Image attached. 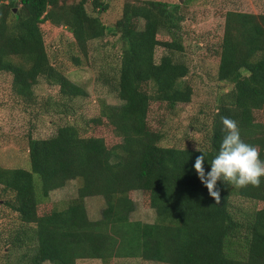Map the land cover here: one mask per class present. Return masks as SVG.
I'll list each match as a JSON object with an SVG mask.
<instances>
[{
  "label": "trees",
  "instance_id": "trees-1",
  "mask_svg": "<svg viewBox=\"0 0 264 264\" xmlns=\"http://www.w3.org/2000/svg\"><path fill=\"white\" fill-rule=\"evenodd\" d=\"M86 4L95 15L85 11ZM178 9L158 0L124 1L119 18L107 28L97 16L105 11L100 0H0V72L11 75L18 97H29L38 77L56 86L60 98L85 96L48 63L39 30L44 22L63 27L82 56L87 43L106 32L121 45L111 87L118 104L103 105L101 117L90 120L94 126L104 121L120 141L106 147L101 138L83 137L75 126L63 125L48 138L28 140L27 169L0 167L3 205L19 223L5 246L33 249L29 264L84 259L264 264V208L238 217L230 208L233 197L264 203V178L258 188L236 189L218 181L221 201L216 204L194 169L202 153L162 147L160 134L146 125L151 101L172 107L190 100V87L183 82L187 66L173 57L183 50ZM160 33L168 39L158 40ZM156 47L165 53L155 62ZM215 77L230 89L218 99L209 136L199 147L206 173L225 135V117L237 122L241 139L258 147L264 161V14L225 13ZM256 111L260 121L253 118ZM70 180L78 185L64 208H40L50 191ZM130 191L147 194L152 223L130 220ZM87 197L103 201L97 220L87 218Z\"/></svg>",
  "mask_w": 264,
  "mask_h": 264
},
{
  "label": "rangeland",
  "instance_id": "rangeland-1",
  "mask_svg": "<svg viewBox=\"0 0 264 264\" xmlns=\"http://www.w3.org/2000/svg\"><path fill=\"white\" fill-rule=\"evenodd\" d=\"M70 1V0H69ZM105 11L97 16L111 28L120 16L124 1L142 0H100ZM157 1V0H156ZM170 7L178 6L179 36L183 50L174 54L176 61L187 66V75L183 78L191 90L188 103L168 106L165 103L151 101L146 114L149 130L161 136L162 147L196 149L206 143L210 130V118L215 112L218 99L228 92L230 87L223 86L216 80V68L219 44L226 12L264 14V0H158ZM90 15L89 4L84 6ZM48 63L61 72L73 84L79 86L85 96L65 100L58 95L56 86L47 85L42 77L31 86L30 96L21 98L11 89V75L0 72V167L27 169V143L30 139H45L52 136L63 125L75 126L83 137H97L106 147L117 144L120 140L109 125L102 121L94 126L90 120L101 117V108L105 104L116 105L117 99L111 93V87L117 78L120 56V42L117 36L107 32L102 38L87 43L86 56H82L67 31L60 25L44 22L39 25ZM157 39L165 41V34H158ZM165 52L161 47L154 49V60ZM78 59L74 64L73 59ZM148 88V87H147ZM151 91L147 89L149 94ZM255 121H260V111L253 112ZM204 146V145H203ZM202 146V147H203ZM37 183V178L33 176ZM37 185V184H36ZM77 182L66 181L61 188L48 193L45 205L40 208L49 210L52 206L62 209L75 197ZM1 188V187H0ZM128 199L134 210L130 220L152 223L154 213L149 209L147 194L130 191ZM5 197L0 193V264H29L33 249L8 250L5 246L9 238L19 228L15 214L3 205ZM87 218L97 220L103 207L100 197L83 199ZM234 216L251 209L264 208L263 202H253L237 197L230 200ZM48 264V263H40ZM75 264H160L140 259H112L108 261L84 259Z\"/></svg>",
  "mask_w": 264,
  "mask_h": 264
},
{
  "label": "clouds",
  "instance_id": "clouds-1",
  "mask_svg": "<svg viewBox=\"0 0 264 264\" xmlns=\"http://www.w3.org/2000/svg\"><path fill=\"white\" fill-rule=\"evenodd\" d=\"M225 135L222 139L219 152L210 162V171L206 173L204 167L205 153L197 156L194 163L195 172L200 182L207 188L216 204L221 201L217 189L218 181L233 188L240 189L252 186L260 187L261 178H264V161L260 159L258 147L245 143L240 136L237 122L230 118H222Z\"/></svg>",
  "mask_w": 264,
  "mask_h": 264
}]
</instances>
